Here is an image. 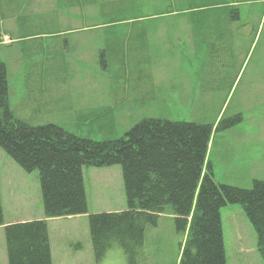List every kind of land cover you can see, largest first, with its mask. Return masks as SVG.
Returning <instances> with one entry per match:
<instances>
[{
	"label": "rangeland",
	"instance_id": "rangeland-1",
	"mask_svg": "<svg viewBox=\"0 0 264 264\" xmlns=\"http://www.w3.org/2000/svg\"><path fill=\"white\" fill-rule=\"evenodd\" d=\"M89 1L0 0V60L14 116L95 141L120 138L149 117L212 124L206 162L214 180L245 189L264 181V0ZM189 3L237 7L241 18L200 14V29L185 18L179 20L184 26L168 28ZM168 4L174 14L161 15ZM134 13L144 18L134 28L152 23L158 29L123 43L103 35L120 26L110 27L107 19ZM0 153L11 168L1 154L0 167L14 174L4 192L16 185L5 215L31 219L43 211L38 173L23 170L1 147ZM83 176L91 213L126 209L120 165L84 167ZM220 213L227 264H264L241 206L230 204ZM47 225L53 255H93L87 214ZM179 243L166 213L157 227L147 228L139 264H177Z\"/></svg>",
	"mask_w": 264,
	"mask_h": 264
},
{
	"label": "trees",
	"instance_id": "trees-1",
	"mask_svg": "<svg viewBox=\"0 0 264 264\" xmlns=\"http://www.w3.org/2000/svg\"><path fill=\"white\" fill-rule=\"evenodd\" d=\"M167 6L161 15L174 14L175 6ZM222 12L229 21L239 19L237 7L189 3L170 18L173 21L168 20L167 27L177 29L187 21L192 29H200V14ZM133 15L107 19L110 27L118 23L122 31L104 35L123 43L158 29L152 23L134 28L144 18ZM213 128L212 124L149 117L120 138L95 141L55 124H32L12 113L7 68L0 60V147L26 172L37 171L45 217L5 224L0 199L7 264H52L47 219L84 214L96 264L114 246L124 251L126 264H139L147 228L156 227L166 213L173 216L176 232L185 234L177 264H227L220 210L230 204L241 206L264 261V181L253 180L251 188L245 189L214 180L212 165L206 162ZM111 165L121 167L126 209L88 213L83 168Z\"/></svg>",
	"mask_w": 264,
	"mask_h": 264
},
{
	"label": "crops",
	"instance_id": "crops-1",
	"mask_svg": "<svg viewBox=\"0 0 264 264\" xmlns=\"http://www.w3.org/2000/svg\"><path fill=\"white\" fill-rule=\"evenodd\" d=\"M240 18H241V16H240V12H239V19ZM121 31L122 30L120 28L119 29H107V30L103 31L104 32L103 35L104 34L107 35V36L120 35ZM126 33H127V31L125 32V34ZM40 105H42V104L36 103L35 107H39ZM33 107L34 106L32 105V108ZM1 156L7 162L6 163V167L8 169H10L11 168V163H10L9 159L4 157L2 154H1ZM6 167L5 166H1L0 167V199H1L2 209H3V215H4L5 224L16 223V222H24V221H31L33 218H35L34 220L45 219V217L43 215V211L41 209L36 211V213H34V215L32 216L31 219H25V218H19V217L10 219V218L6 217L5 212H4L5 211L4 210V205L6 204V200L11 197L10 193H12L13 197H16L15 196L16 195V191L14 190V187H16L15 184H12V186L8 188V190L6 191L7 195L4 192L5 184H3V183L7 182L8 179H10V178H12V180H13V176H14L13 173L10 174L8 172V169L6 171ZM18 175H21V174H18ZM34 176H36V175H34ZM84 185H85V183H84ZM93 185H95V183H93ZM34 189H35V185H34ZM85 190H86V188H85ZM93 190H94V186H93ZM4 193H5V197H4ZM87 194L88 193L86 192L87 202H88V195ZM36 195H38V194H36ZM26 203L28 204L29 200H25V204ZM122 210H124L123 207H122L121 210H114V211H110V212H119V211H122ZM33 211H34V209H33ZM88 212L91 213V211H89V209H88ZM84 215H81V216H84ZM164 216H165V214H162L159 217V220L161 218H163ZM49 220H52V219H47V222ZM48 234H49V229H48ZM184 238H185V234H181L180 235L181 243L183 242ZM49 241H50V247H51L52 264H55L54 263L55 259L61 260V264H96L94 262L93 255H86V258L84 260L79 255H66L62 250L59 251V255H53L52 242H51L50 234H49ZM5 247L6 246H5V238H4V229H3V226H0V264H7V255H5ZM244 256L245 255L242 256V260H243ZM226 262H227V256H226ZM97 264H126V255H125L124 251L120 247L114 246L113 248H111L110 250H108L106 252V254L102 258V260L99 263H97Z\"/></svg>",
	"mask_w": 264,
	"mask_h": 264
}]
</instances>
